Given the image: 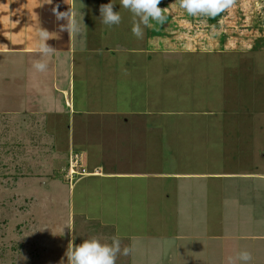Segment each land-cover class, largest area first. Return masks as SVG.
I'll use <instances>...</instances> for the list:
<instances>
[{
  "label": "crops",
  "instance_id": "0c3cea01",
  "mask_svg": "<svg viewBox=\"0 0 264 264\" xmlns=\"http://www.w3.org/2000/svg\"><path fill=\"white\" fill-rule=\"evenodd\" d=\"M95 2L103 4L96 0H51V3L50 0H0V54L27 57L30 62L21 67L28 71L26 76L31 82L39 85L45 78L50 83L48 89L52 94L45 98V107H38L32 114L51 111L48 116L57 115L58 118L51 121L55 126L66 127L67 149L81 152L90 172H102L84 176L69 191L59 185L51 189L46 184V196L54 197L55 188H61L62 194L57 201L68 204L72 220L75 207L81 209L86 205V199L99 182L113 183L118 179L125 183L127 180V184L162 180L168 189L171 184H176L181 190L178 195L189 204L187 214L191 211L190 203L198 198H194L198 191L210 193L211 205L219 199L224 201L222 189L227 190L226 197L234 199L232 190L242 191L252 183L255 190L264 195V49L252 47L248 41H237L236 47L234 41L223 39L220 41L223 43L219 42L215 48L204 43L208 48L182 50L184 53L180 57L181 54L176 53L178 50H161L162 35L154 29L156 21H150L152 27L144 29L143 39L135 38L131 31L132 14L121 7L120 0H112L114 11L120 12L122 17L120 25L101 26L95 15V27L90 29L92 15L100 14L101 5ZM54 8L60 12L73 10L79 31L71 39L67 31L59 30L67 20L58 21ZM40 27L58 35V39L48 41L57 52L44 58L48 61L46 72H37L33 68V62L41 59L35 51L36 32ZM186 54L192 55L190 62L193 61L195 68L198 64L196 71L200 76L198 74L194 80H181L185 88L182 107L161 109L153 102L150 89L148 95L144 94L137 78L128 79L135 72L141 73L147 85L153 86L154 78L158 79L162 74V62L174 65ZM214 54H223V59L230 57L233 62L231 65L228 61L220 64ZM207 55H211L212 64L218 67L214 78L208 71L202 73V65L207 66ZM160 56L164 58L161 60ZM11 61L15 60L12 58ZM97 81H100L98 85L111 89L105 102L100 101V97L95 102V94L90 91V86ZM77 82L82 86H77ZM117 84L120 85L118 88ZM197 91L199 97H195ZM37 95L40 97L41 94ZM195 98L198 103H194ZM34 100L37 102L38 98L35 96ZM164 127H167L168 135ZM162 143H165L164 149L172 147L178 152L180 167L173 166L167 156L161 157ZM241 203L244 204V200ZM26 204L32 205V202ZM88 204L92 206L93 203ZM203 210L204 206L196 207L195 226L201 221L204 229L200 228L203 232L209 231L211 238L215 234L216 239L229 241L232 247L231 240L236 236L264 240L263 210L258 213L260 220L242 218L243 225L252 223L250 230L234 229L229 219L216 223L218 220L207 218ZM228 212H232V204ZM224 227L228 229L225 233ZM246 246L247 243L240 249L243 251ZM255 246L253 240L249 252L258 250ZM215 248L230 250L219 244ZM213 262L216 264V259Z\"/></svg>",
  "mask_w": 264,
  "mask_h": 264
},
{
  "label": "rangeland",
  "instance_id": "374dc122",
  "mask_svg": "<svg viewBox=\"0 0 264 264\" xmlns=\"http://www.w3.org/2000/svg\"><path fill=\"white\" fill-rule=\"evenodd\" d=\"M96 1L103 4L111 2ZM95 4L102 5L99 2ZM159 7H171L166 13L168 21L154 25L157 33L162 35L161 50H178L176 53L181 54V57L186 49L205 48L207 46L204 43L215 48L223 39L234 41L236 47L237 41H248L252 47L256 45L264 49V0H238L237 5L224 13L218 24L209 23L205 17L189 16L176 0H161ZM95 15L100 17L99 13L92 15L90 29L95 27ZM209 56L207 66L205 63L202 65V73L208 71L214 78L218 67L212 64ZM214 56L220 64L228 61L227 64L231 65L233 62L228 56L229 59H223V54ZM219 56L222 59H218ZM191 57V54H186L180 63L169 66L162 62V74L160 78H154L153 86L150 83L147 85L141 73L135 72L128 79L137 78L144 94L148 95L150 89L153 102L161 109L182 107L185 97L182 81L184 78L194 80L198 74L200 76V72H197L198 64L195 68L193 61L190 62ZM12 58L16 64L11 61ZM29 62L30 59L25 56L16 58L11 57V54H0V264H68L65 253L69 243L75 246L86 239L96 238L110 244L113 236L119 237L121 249L133 243L135 248L138 247L133 254L119 255L116 264H215V259L216 264H226V257L242 251L240 248L245 243L247 248H243L249 252L248 247L252 249L253 240L258 250L254 253L250 251L252 260L249 264H264V240L241 239L236 236L231 240L232 247L229 241L216 239L215 234L211 238L209 231L203 232L201 221L195 226L196 207L204 206L206 217L217 219L216 223L229 219L234 229H252L251 222L244 225L241 223L242 218L252 221L256 217L260 220L259 214L261 210L264 211L263 192L256 191L253 183L242 191L232 190L230 193L234 199L226 197L227 190L222 189L224 201L220 202L219 199L218 202L215 199L218 203L214 205L210 204L208 191H204V194L198 191L202 197L199 194L194 196L198 198L190 203L191 211L187 214L189 204L183 196L178 195L181 190L176 184H171L168 189L162 180H142L138 184H127V180L125 183L120 179L110 184L99 182L86 199V205L81 209L75 207L73 219L70 220L68 204L57 201L62 194L61 188H55V196L49 195L48 198L45 185L48 184L51 189L59 185L69 191L84 176L99 174L100 171L90 172L87 168L88 174L84 172L76 177L67 176L69 156L74 150L67 149L68 143L64 140L67 139L66 127L53 125V118H58L57 115L48 116L51 111L32 114L38 107H45V98L52 91L48 89L50 83L45 78L37 85L26 76L29 73L21 65ZM172 81L175 83L172 84ZM98 83L100 81L90 86V91L95 94L94 101L100 97V101L105 102L109 99L111 89ZM77 86L82 84L77 82ZM116 86L118 88L120 85ZM35 91L42 96L39 97ZM195 97H199V91ZM196 100L193 102L198 103ZM167 131V127H164L168 135ZM164 144H161L162 150ZM176 144L181 145L178 142ZM174 150L172 147L164 149L160 155L167 156L173 166L180 167V156ZM120 181L124 182L118 183ZM242 200L246 204L241 203ZM27 202H32V205ZM231 204L232 212H228ZM225 230L224 227L222 231L225 233L228 229ZM218 244L230 247V250L216 249Z\"/></svg>",
  "mask_w": 264,
  "mask_h": 264
},
{
  "label": "clouds",
  "instance_id": "9594fccd",
  "mask_svg": "<svg viewBox=\"0 0 264 264\" xmlns=\"http://www.w3.org/2000/svg\"><path fill=\"white\" fill-rule=\"evenodd\" d=\"M179 7L191 17H205L215 19L217 16L229 12L236 5L238 0H176ZM51 3V0H50ZM161 0H120V5L132 14V35L137 39H143L144 29L152 27L150 21L163 24L167 20L168 8L159 7ZM114 3L102 4L99 8L100 23L108 27L118 26L122 22L120 12L114 11ZM57 20H67L61 24L59 30L67 31L71 39L72 35L79 31V25L75 19L73 10L60 12L53 9ZM51 39H58L56 32H50L40 27L36 32L35 51L40 54L41 59L33 62V68L37 72H46L48 61L45 57L53 56L57 50L48 44ZM87 168V167H86ZM135 251V244L125 246L121 249V241L118 236H113L111 243H102L99 239L90 238L81 244L73 246L69 243L67 252L68 264H116L119 255L128 256ZM252 260L250 252L243 250L235 255L226 257V264H249Z\"/></svg>",
  "mask_w": 264,
  "mask_h": 264
},
{
  "label": "built area",
  "instance_id": "2783aa9c",
  "mask_svg": "<svg viewBox=\"0 0 264 264\" xmlns=\"http://www.w3.org/2000/svg\"><path fill=\"white\" fill-rule=\"evenodd\" d=\"M87 168L84 165L83 155L81 152L71 151L68 161L67 176L76 177L86 172ZM98 172V170L96 171ZM87 174L89 172H86Z\"/></svg>",
  "mask_w": 264,
  "mask_h": 264
},
{
  "label": "trees",
  "instance_id": "16d2710c",
  "mask_svg": "<svg viewBox=\"0 0 264 264\" xmlns=\"http://www.w3.org/2000/svg\"><path fill=\"white\" fill-rule=\"evenodd\" d=\"M223 15H224V13L219 15V16H217L215 19L208 18V21L211 24H215V23L218 24L219 20L222 19ZM257 48H259V47H257Z\"/></svg>",
  "mask_w": 264,
  "mask_h": 264
}]
</instances>
